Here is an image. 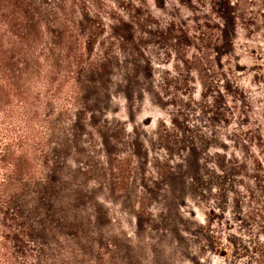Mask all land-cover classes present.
I'll use <instances>...</instances> for the list:
<instances>
[{
    "label": "rangeland",
    "instance_id": "374dc122",
    "mask_svg": "<svg viewBox=\"0 0 264 264\" xmlns=\"http://www.w3.org/2000/svg\"><path fill=\"white\" fill-rule=\"evenodd\" d=\"M63 1L45 13L63 40L45 34L37 240L56 264H248L239 244L264 241V0Z\"/></svg>",
    "mask_w": 264,
    "mask_h": 264
},
{
    "label": "trees",
    "instance_id": "16d2710c",
    "mask_svg": "<svg viewBox=\"0 0 264 264\" xmlns=\"http://www.w3.org/2000/svg\"><path fill=\"white\" fill-rule=\"evenodd\" d=\"M48 3L0 0V264H56L46 245L37 240L36 230V223L47 220L44 212L50 199L44 176L49 161L48 135L43 128L48 124L51 131L55 129L51 120L45 119L48 96L44 89L49 80L43 59L54 57L46 52L45 34L63 40L55 21L45 17ZM53 3L60 12L69 13L65 1ZM225 38L230 50L232 39L229 35ZM227 84L224 89L234 98L237 88L229 79ZM237 164L233 159L231 169H237ZM239 183L252 204L256 197L250 184ZM250 217L256 220L254 215ZM251 237L246 244L241 242L240 248L248 252L244 254L248 264H264V241L256 234ZM230 242L236 244L234 238Z\"/></svg>",
    "mask_w": 264,
    "mask_h": 264
}]
</instances>
